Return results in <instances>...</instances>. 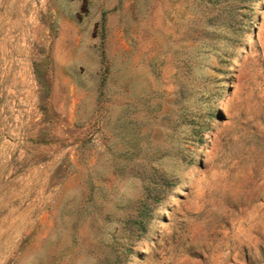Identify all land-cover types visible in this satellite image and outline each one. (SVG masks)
Wrapping results in <instances>:
<instances>
[{
  "label": "rangeland",
  "instance_id": "rangeland-1",
  "mask_svg": "<svg viewBox=\"0 0 264 264\" xmlns=\"http://www.w3.org/2000/svg\"><path fill=\"white\" fill-rule=\"evenodd\" d=\"M0 264H264V0H0Z\"/></svg>",
  "mask_w": 264,
  "mask_h": 264
}]
</instances>
